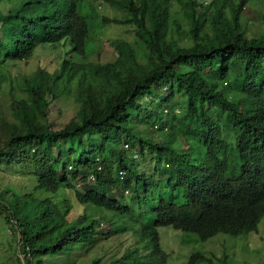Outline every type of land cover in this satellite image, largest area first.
<instances>
[{"label": "trees", "instance_id": "obj_1", "mask_svg": "<svg viewBox=\"0 0 264 264\" xmlns=\"http://www.w3.org/2000/svg\"><path fill=\"white\" fill-rule=\"evenodd\" d=\"M106 1L141 46L118 40L105 63L85 60L94 15L83 0H15L0 13V70L42 45H70L56 71L28 80L0 144V170L22 168L33 181L0 190L24 264L71 262L103 239L101 219L134 241L86 264H167L160 227L207 241L257 231L264 217V32L249 37L242 25L250 0ZM71 90L80 109L54 129L48 97ZM71 197L89 210L75 214ZM200 261L215 264L189 259Z\"/></svg>", "mask_w": 264, "mask_h": 264}, {"label": "rangeland", "instance_id": "obj_2", "mask_svg": "<svg viewBox=\"0 0 264 264\" xmlns=\"http://www.w3.org/2000/svg\"><path fill=\"white\" fill-rule=\"evenodd\" d=\"M83 1L87 12H93L94 15L89 22L90 47L86 61L105 63L114 60L117 56L114 43L118 40H125L135 47L141 46L137 42L134 26L112 22L115 18H123L125 16L124 11L119 10L106 0ZM200 1L208 5L212 0ZM14 4L15 0H0V13H5ZM103 17H106L107 21H104ZM180 18H183V15ZM241 20L249 37L263 33L264 0H250L244 8ZM178 39L184 45L192 44V40L188 37H179ZM69 51L70 45L67 41H61L55 45H42L31 58L10 61L1 68L0 144L5 138L6 123L14 121L15 103L28 100V80L40 69H45L51 73L56 71L62 60L70 55ZM145 59V56H142V61ZM48 101L47 119L54 129L62 128L77 115L80 109V103L74 90L61 92L55 98L50 96ZM157 126L154 125L153 128L159 137L161 132L156 128ZM145 161L153 167L154 159L149 157ZM101 166L104 167L102 164ZM99 167L98 169L101 171ZM117 171L118 169L115 170L116 173ZM14 186L20 189L27 186V189H31L33 181L30 173L22 168L19 170L1 169L0 190L4 191L7 187L12 190ZM79 187L82 188L83 184L79 183ZM11 194L13 195V192ZM127 195L130 196L131 193ZM71 198L75 214L89 210L88 206L80 204L74 197ZM99 229L103 239L99 241L96 247L79 250L71 262L60 263L59 261L57 264H86L95 258L106 262L108 259L121 255L127 245L134 241L131 233L110 234V227L103 219L100 220ZM159 231L162 247L169 254L167 264H190L191 255L197 253L212 259L215 264H264V217L259 223L257 231L239 236L219 233L207 241H202L199 235L194 232L174 229L170 226L160 227ZM15 233V227L7 224L4 217L0 215V264H24L21 262L23 255L19 248L20 234L15 235ZM196 264L209 263L200 261Z\"/></svg>", "mask_w": 264, "mask_h": 264}]
</instances>
